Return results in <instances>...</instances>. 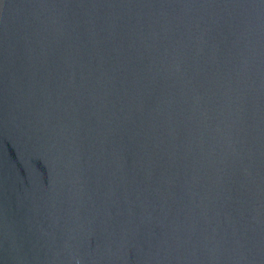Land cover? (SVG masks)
<instances>
[{"label": "water", "instance_id": "1", "mask_svg": "<svg viewBox=\"0 0 264 264\" xmlns=\"http://www.w3.org/2000/svg\"><path fill=\"white\" fill-rule=\"evenodd\" d=\"M0 264H264V0H0Z\"/></svg>", "mask_w": 264, "mask_h": 264}]
</instances>
